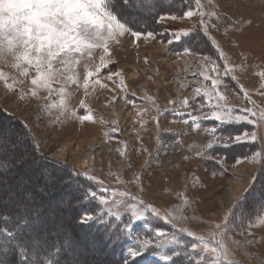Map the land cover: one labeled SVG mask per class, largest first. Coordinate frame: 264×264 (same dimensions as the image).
Returning <instances> with one entry per match:
<instances>
[{
	"label": "rangeland",
	"instance_id": "rangeland-1",
	"mask_svg": "<svg viewBox=\"0 0 264 264\" xmlns=\"http://www.w3.org/2000/svg\"><path fill=\"white\" fill-rule=\"evenodd\" d=\"M189 9L197 14L186 17ZM114 11L130 31L107 41L108 55L94 49L53 82L51 93L31 85L34 70L24 77L13 57L0 59V72L12 85L0 78V126L11 138L0 169V209L15 211L0 230L16 232L0 244V260L19 264L25 246L41 249L45 238L63 245L79 210L81 217L102 215L103 221L77 220V238L62 246L70 248L67 264H118L115 249L126 259L127 249L146 239L152 244L136 258L139 264H166L164 255H173L174 264H264V0H114ZM132 32L143 35L137 39ZM179 32L189 35L177 40L173 33ZM101 57L107 67L96 73ZM181 58L196 70L193 83L181 81ZM225 64L232 69L228 75ZM88 71L95 74L85 88ZM73 74L75 83L67 79ZM214 79L220 81L215 88ZM213 111L231 122L204 118ZM85 115L93 119L82 120ZM241 115L256 123L236 122ZM253 131L255 143L234 139ZM73 180L85 200H77ZM90 191L97 198L87 196ZM100 195L106 203H99ZM133 206L137 213L151 206L159 215L148 211L145 220H133ZM18 216L24 227L22 221L15 226ZM24 255L22 264H39L34 254Z\"/></svg>",
	"mask_w": 264,
	"mask_h": 264
},
{
	"label": "snow or ice",
	"instance_id": "snow-or-ice-1",
	"mask_svg": "<svg viewBox=\"0 0 264 264\" xmlns=\"http://www.w3.org/2000/svg\"><path fill=\"white\" fill-rule=\"evenodd\" d=\"M123 4L128 5L130 0H122ZM197 4L199 0H196ZM197 14L194 10L189 9L186 17H192ZM201 23L204 24V13L200 12ZM168 19H176L175 16L167 17ZM166 17L161 16L163 21ZM205 31L207 25L204 24ZM130 31L126 22H122L119 13L114 11V0H0V59L6 60L9 56L14 58L13 67L20 70V75L27 77L29 70L32 69L35 75L31 78V85L36 88H44L52 91V85L55 81L60 83V78L65 72L75 68L81 63L85 57L91 58L93 50L103 47L104 53L109 54L107 41L114 39L117 34L122 35L124 32ZM135 38L139 39L143 34L140 32L131 33ZM149 37L153 33L147 34ZM179 40L181 37L189 35L187 32L173 33ZM215 43V42H213ZM223 58V53H221ZM27 65L28 67H24ZM102 67H107L104 58L101 57L100 65L96 67V73L101 71ZM225 75L232 71L227 64H225ZM95 73L88 71L87 77L84 81V87L88 86V77H92ZM111 75H118L110 74ZM203 75V74H201ZM264 77V72L259 74ZM0 78L5 79L6 86L12 88L11 84H7L4 73L0 72ZM235 79V77H232ZM68 80L73 83L76 82L73 76H68ZM205 79H208L205 76ZM98 82V81H97ZM220 83L219 80H213L212 84L215 88ZM36 88L32 89V95H36ZM63 91V89H61ZM245 95H247L245 93ZM217 98L223 99V96L217 92ZM187 101H185V104ZM83 106V102H81ZM219 107V104L216 105ZM245 111L251 113L255 117L256 113L252 109ZM205 119H215L219 123H228L231 121L225 120L219 112L213 111L210 116H205ZM82 120H91V115L81 117ZM195 121L196 117L192 118ZM236 122L245 121L247 123L255 124L254 119H250L247 115L235 117ZM261 122H264V113L261 114ZM197 127L199 125H196ZM215 129H213V132ZM237 142L247 141L249 143L257 142V133L253 131L249 136L248 133L237 135L234 137ZM0 141H4L0 147H5L11 143V138L8 135V129L0 126ZM213 145L209 144L211 148ZM260 153L257 152L252 156L253 162H256ZM86 179L92 180L98 184L95 177L86 176ZM106 191V189H102ZM87 196L97 198L96 191H90ZM99 203H106L104 195L99 196ZM143 204V201H140ZM132 219L139 221L145 220L147 217L144 213L151 211L154 216H158L157 210L151 206H146L143 213H137L133 206ZM110 214V213H108ZM119 219V217H117ZM92 220L103 221V216L95 217L91 214H84L80 219V223H87ZM166 222L167 219L165 218ZM129 226L125 225V229ZM219 228L220 226L217 225ZM189 236H194L193 233L188 232ZM157 235H163L162 230H157ZM203 242V237H199ZM151 240H143L139 242L137 247H129L127 249V257L125 264H139L137 257H142L145 252L149 250ZM207 244H204V249H207ZM193 251L197 249V244L191 245ZM215 251V249H212ZM180 253H174L179 255ZM187 255V254H186ZM131 258V260H129ZM161 259L166 262H173V255H164ZM198 260H204L201 255ZM0 264H4L0 260ZM196 264V260L193 261Z\"/></svg>",
	"mask_w": 264,
	"mask_h": 264
},
{
	"label": "trees",
	"instance_id": "trees-1",
	"mask_svg": "<svg viewBox=\"0 0 264 264\" xmlns=\"http://www.w3.org/2000/svg\"><path fill=\"white\" fill-rule=\"evenodd\" d=\"M12 139H14V138H12ZM0 145H3V144H0ZM6 151H8V147L7 146H5L3 148L0 147V169L3 166V161H4V158H5V155H6ZM45 163L48 164V161H45ZM61 171H59V172H61ZM75 181L76 180H73L72 181L73 183H71L70 185H72L74 187L73 190H75L76 191V194L79 196L78 197L79 199H77V200L78 201L79 200L82 201V197L84 198V195H82L81 187L79 186V184H76ZM65 185H63L62 182H61V185L59 186L60 190ZM80 193H81V195H79ZM76 198H77V196H76ZM77 200L76 201H73V203L75 204L77 202ZM84 200H85V198H84ZM86 203H88L87 200H86ZM14 213H15V211H12V210H5V209L2 210V209H0V222H1V224H2V222L3 223H5V222L7 223V222L11 221L13 219V217L15 216ZM74 213H75L74 219L76 218L75 219L76 220V225H75V228L74 229L71 228V230H73V231L70 232V234H68L69 238L67 240L71 239L70 237H72V236L74 238L75 237L77 238V235L79 233H77L76 230L77 229L78 230H81L82 229V224H80L77 221L81 217V212L79 210L78 211L75 210ZM21 221L23 223V226L22 227H24L27 222H25L24 219L22 220L20 218V216H18L16 218V223H18V224H16L15 226L17 227V225H19ZM2 225H4V224H2ZM109 225L110 224H105L104 225V228L108 227ZM2 228H4V227L0 226V229H2ZM18 228H20V227H18ZM5 229H6L5 232H3V231L0 230V244L1 245H2L3 242H5V240L6 241L11 240L10 238H12V236L15 235V233H16V232L13 233L12 231H10L6 226H5ZM89 229H91V230L93 229L92 231H95V232L97 231V230H95V228H92V227L89 228ZM67 240L64 241V243L62 245V243H60L59 238L56 240V242L53 241L52 238L51 239H48V238L46 239L45 238V240H43L44 242L40 245L41 249L38 248V249H35V250L32 248L31 244H30V247L28 245H26L25 246V252L23 253L21 251L20 254L17 256V258L19 259V262H20L19 264H22L24 262V261H22V259L25 256L24 255L25 253H26V256L27 257H30L31 254L32 255L34 254L35 255L34 260L37 261V262H39V264H67L66 254H67V252L69 251L70 248L64 249L62 247V246H64V244H68ZM15 241L17 242L18 240L15 239ZM4 246H7V245H4ZM9 246L10 245H8L6 247V249H8ZM116 251L117 250L115 249L114 253L112 252L113 254H111L113 256V260L116 261V262H118V264H125V260L126 259L123 258L120 255V252L119 253L118 252L116 253ZM32 252H34V253H32ZM26 262H29V261L26 259Z\"/></svg>",
	"mask_w": 264,
	"mask_h": 264
},
{
	"label": "bare ground",
	"instance_id": "bare-ground-1",
	"mask_svg": "<svg viewBox=\"0 0 264 264\" xmlns=\"http://www.w3.org/2000/svg\"><path fill=\"white\" fill-rule=\"evenodd\" d=\"M181 61H182V62H181V65H182V67L184 68V73L186 74V75H184V78H183V80H181V81H183V82H187V83H193L192 80L190 79V77L193 75V72L196 71V70L194 69V66H192V65H190L188 62H186V59H184V58H181ZM183 63H185V65H184ZM177 64H178V62H177ZM161 76H162L163 80L166 81V79L164 78V72H162ZM176 82H177V79L174 78L173 81H172V83H176ZM119 108H120V107H119ZM118 115H119L121 118H123V115H122L121 110L118 112ZM164 124L166 125V123H164ZM100 130H101V129H100ZM98 147H103L105 151L109 152V147L106 146L103 142H98ZM65 150H66V149L63 148V150H60V152L65 153V152H66ZM112 150H113V149H112ZM174 157H175V155H174V156H173V155H170V156L166 157V158H165V162H166V163L172 162V159H173ZM80 162H81V164H85L87 161H86V159H82ZM237 188H238V186H237ZM232 193H233V196H234V197L237 196V195H236L237 193L235 192V190H234Z\"/></svg>",
	"mask_w": 264,
	"mask_h": 264
}]
</instances>
